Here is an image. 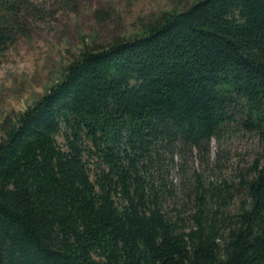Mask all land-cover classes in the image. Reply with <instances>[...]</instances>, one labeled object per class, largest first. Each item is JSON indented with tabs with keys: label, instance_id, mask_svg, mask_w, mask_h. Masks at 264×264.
Listing matches in <instances>:
<instances>
[{
	"label": "trees",
	"instance_id": "16d2710c",
	"mask_svg": "<svg viewBox=\"0 0 264 264\" xmlns=\"http://www.w3.org/2000/svg\"><path fill=\"white\" fill-rule=\"evenodd\" d=\"M81 2L0 0V55ZM0 128V264H264V0L84 42Z\"/></svg>",
	"mask_w": 264,
	"mask_h": 264
},
{
	"label": "rangeland",
	"instance_id": "374dc122",
	"mask_svg": "<svg viewBox=\"0 0 264 264\" xmlns=\"http://www.w3.org/2000/svg\"><path fill=\"white\" fill-rule=\"evenodd\" d=\"M194 1L83 0L78 14H64L52 26L38 30L33 39H21L0 55V124L6 115L23 112L40 99L58 80L62 65L77 55L84 42L104 45L118 36L135 35L164 12L183 10ZM96 3L114 10V16L97 22L92 15ZM226 148L241 157L249 151V142L235 137ZM216 151L217 143L213 142V155Z\"/></svg>",
	"mask_w": 264,
	"mask_h": 264
}]
</instances>
